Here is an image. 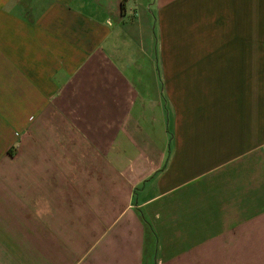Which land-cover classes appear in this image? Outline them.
<instances>
[{
	"label": "crops",
	"instance_id": "obj_1",
	"mask_svg": "<svg viewBox=\"0 0 264 264\" xmlns=\"http://www.w3.org/2000/svg\"><path fill=\"white\" fill-rule=\"evenodd\" d=\"M0 264H264V0H0Z\"/></svg>",
	"mask_w": 264,
	"mask_h": 264
}]
</instances>
